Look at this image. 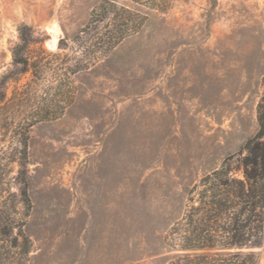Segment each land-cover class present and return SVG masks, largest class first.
Instances as JSON below:
<instances>
[{
  "label": "rangeland",
  "instance_id": "rangeland-1",
  "mask_svg": "<svg viewBox=\"0 0 264 264\" xmlns=\"http://www.w3.org/2000/svg\"><path fill=\"white\" fill-rule=\"evenodd\" d=\"M105 1L137 27L103 56L84 38ZM20 8L39 78L12 65ZM32 79V101L15 104ZM35 107L55 114L27 126ZM260 111L264 0H0V217L4 198L23 211L25 146L24 264H164L187 191L224 161L242 176ZM244 251L264 264V226Z\"/></svg>",
  "mask_w": 264,
  "mask_h": 264
},
{
  "label": "trees",
  "instance_id": "trees-1",
  "mask_svg": "<svg viewBox=\"0 0 264 264\" xmlns=\"http://www.w3.org/2000/svg\"><path fill=\"white\" fill-rule=\"evenodd\" d=\"M107 2V1H105ZM108 3V2H107ZM105 6L102 2L99 13L94 11L91 19L94 29H85L87 37L95 36L99 53L103 56L111 51L124 37L136 30L132 12L112 1ZM109 14L112 17L109 18ZM102 26L98 20H105ZM101 27V28H100ZM90 32H92L90 34ZM19 42L11 49L13 67L19 72L32 70L39 78L42 69L38 60L29 56L28 32L18 31ZM88 41V40H87ZM13 92L15 104L32 101L31 83ZM2 96V95H1ZM24 118L27 126L53 117L51 109L34 108ZM29 120V121H27ZM259 129L248 140L246 153L239 159L241 177L231 173L230 164L224 161L216 169L204 174L187 191V203L178 220L172 223L165 236L166 243L176 250L164 264H257L247 248L260 244L264 226V112L258 114ZM231 157L228 159L230 160ZM27 163L23 149L18 179L19 202L23 211L18 215L15 205L4 198L0 217V264H24L29 252V238L23 226L29 214L31 203L28 194L27 172L22 167ZM178 247V248H176Z\"/></svg>",
  "mask_w": 264,
  "mask_h": 264
},
{
  "label": "clouds",
  "instance_id": "clouds-1",
  "mask_svg": "<svg viewBox=\"0 0 264 264\" xmlns=\"http://www.w3.org/2000/svg\"><path fill=\"white\" fill-rule=\"evenodd\" d=\"M12 16L14 17V19L10 21V27H11L12 33L14 35L8 37V39L12 41L10 46L11 47H15L16 43L19 42V40H18V32H17L18 24L19 23H26V21H25V16H24V12H23L22 8H20L19 11L13 10ZM6 42L7 41H5V43ZM57 43H58V41H57Z\"/></svg>",
  "mask_w": 264,
  "mask_h": 264
},
{
  "label": "bare ground",
  "instance_id": "bare-ground-1",
  "mask_svg": "<svg viewBox=\"0 0 264 264\" xmlns=\"http://www.w3.org/2000/svg\"><path fill=\"white\" fill-rule=\"evenodd\" d=\"M55 36H56V33H54L51 38L49 39V43H50V47H53L54 46V43H55Z\"/></svg>",
  "mask_w": 264,
  "mask_h": 264
}]
</instances>
